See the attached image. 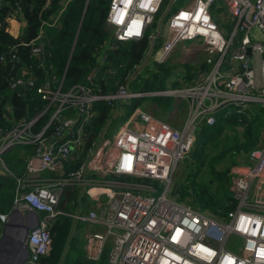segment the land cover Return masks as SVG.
I'll use <instances>...</instances> for the list:
<instances>
[{"label":"built area","instance_id":"2783aa9c","mask_svg":"<svg viewBox=\"0 0 264 264\" xmlns=\"http://www.w3.org/2000/svg\"><path fill=\"white\" fill-rule=\"evenodd\" d=\"M166 1L111 0L106 28L112 50L117 43L148 36L153 53L156 39L162 37L155 54L158 64L166 62L179 45L201 42L207 59L195 76L181 83L182 88L165 78L162 89L147 93L180 98L190 106L189 121L182 129L136 111L141 129L133 127L131 119L111 138H106V127L95 136L94 124L101 115L97 104L104 103L119 115V103L145 95L131 90L136 78L132 74L116 83L114 93L103 94L104 78L97 72L108 55L102 51L88 85L64 87L70 62L62 79L48 63L51 53L43 39L46 27L56 25L49 21L42 19L34 41L0 56V64L11 70L9 89L36 91L44 102L30 120L14 122L7 115L12 126L0 127V170L17 185L13 211L23 217L19 228L33 225L38 217L24 242L28 251L24 264H43L51 255L52 228L65 215L61 201L76 189L103 205L100 212L72 216L97 227L86 235L89 260L100 261L111 244L108 264H264V198L258 195L252 200L250 194L254 182L264 180V143L251 152L247 164L233 167L231 190L237 205L227 215L197 210L170 196L174 175L191 151L199 126H214L217 114L230 107L239 113L253 105L264 109V0H187L176 11L172 7L180 0H172L165 28L156 38L149 31ZM49 5L50 1L45 9ZM5 7L0 0V27ZM20 14L22 9L17 8L7 18L8 33L13 22L26 26ZM118 70L109 68L107 73L113 77ZM8 110L13 114V109ZM44 117L48 121L36 131ZM28 145L34 146V152L24 155L25 173L15 175L3 154ZM149 181L164 189L158 193ZM8 220L0 214L3 226Z\"/></svg>","mask_w":264,"mask_h":264},{"label":"trees","instance_id":"16d2710c","mask_svg":"<svg viewBox=\"0 0 264 264\" xmlns=\"http://www.w3.org/2000/svg\"><path fill=\"white\" fill-rule=\"evenodd\" d=\"M3 1L7 7H5L1 16L0 56L7 54L21 43L28 44L34 41L39 35L41 21L44 19L51 24H56L54 27H46V40L43 42L46 49L51 53L48 63L54 66L55 75L60 79L64 76L69 64V57L84 18L67 71L65 86L88 85L87 79L98 68L97 54L102 51L110 39V34L106 28V19L111 0H71L63 14H60L62 0ZM48 1H50V5L45 9ZM169 2L170 0H167L165 5ZM17 8L22 9L26 26L22 35L14 38L7 32V18L12 16ZM57 15L59 16L56 17ZM150 47L151 40L147 36L140 41L117 43L115 49H110L106 65L98 68L97 77L109 79V75L106 73L109 68H119V70L115 76L110 77L107 86L104 85L106 81L102 82L103 94H109L116 90L114 82H125L133 74L134 68L141 66L145 61ZM29 50L30 48H25L26 52ZM30 62H33V60ZM186 68L188 69V66ZM151 72L154 73V76H157V70L156 73L153 70ZM165 72L171 73V69H167ZM10 74V68L0 64V127L5 129L12 126V118L14 122L24 117L30 120L44 106V102H42L36 91H11L8 85ZM161 74L159 73V75ZM141 80H143V83L135 85L133 90L150 93L163 88L165 77L160 81H158V77V84L151 78ZM145 86L149 87L146 88ZM157 98L162 99L161 97ZM11 107L13 114L8 115L11 118L8 120L6 112ZM97 108L101 115L94 124L93 134L95 136L103 131L112 119L110 107L104 103H99ZM136 108L138 106L135 103L129 111L133 112ZM216 118L217 121L214 126L202 125L196 129L193 147L184 161L187 171L186 177L181 182H176L175 193L179 194L181 202L189 200L190 196L193 200L192 204L198 206L197 208L224 216L237 205L231 190V168L244 164L240 161L248 163V156L260 147V144L264 141V109L259 105H253L250 110L239 113L237 108L230 107L218 113ZM47 121L48 117L42 118L40 124L36 127V131ZM33 149L34 146L32 145L17 146L12 151L3 154V159L11 171L22 175L25 170V163L20 157V153L25 150L28 154ZM71 169L69 168V170ZM223 178L226 179V183L223 182ZM157 184V187L161 190L163 186L161 187L158 182ZM81 196L83 195L80 194V191L78 193L76 190L68 191L63 200L65 198L76 199V203L80 206V201L84 198ZM84 199H87V203L82 205L89 212L94 207V203L90 204L88 197ZM14 200V181L8 175L5 177L0 175V213L3 215L9 214L12 211ZM62 201L60 209L65 211L62 208ZM71 207L78 208L73 205ZM70 217L64 223L58 222L60 217L55 221L52 228V252L43 264H103L104 258L108 259L111 251L110 245L107 246L101 260L98 262L73 252H68L62 262L61 257L65 252L69 239L74 240L77 237V233L71 231L72 222Z\"/></svg>","mask_w":264,"mask_h":264},{"label":"rangeland","instance_id":"374dc122","mask_svg":"<svg viewBox=\"0 0 264 264\" xmlns=\"http://www.w3.org/2000/svg\"><path fill=\"white\" fill-rule=\"evenodd\" d=\"M186 1L187 0H180L177 5H174L172 7V9L174 11L178 10L179 7L185 5ZM171 6H172V0H170V2L163 7V9L160 12V14L156 17L155 22L153 24L154 27L149 31L150 35H155V36L157 35L158 36L159 30L161 31V29L165 28V23H166V21L168 19L166 16L168 15V11L171 8ZM18 18L20 20L24 19L21 14L18 15ZM230 29H231V27H230ZM156 42H157V47H158L164 42V39L162 37L158 36V38L156 39ZM111 47H112V43L109 40L108 44L105 45V47L102 49V52H103L102 54L107 53V55H108V52L110 51ZM147 55H149V53ZM150 59L152 61V64H154L155 63L154 55H152L150 57ZM206 59H207V53L203 49V46L201 45V42H198V41L186 42L185 44L179 45L175 49V51L170 55V57L168 58V60L166 62H164L162 64H158L157 63V66H154V67L157 68V76L156 75L155 76H150V72L146 73V71L144 70V69H146L148 71V68H149L147 63H146V59L141 64V66H136V68H137L136 71L139 74L137 75V73H135L134 76H138V79H139V75H140L141 68H142L141 79H143V78H146V79L147 78H152V80H155L156 81L155 83H157L158 77H159L158 81H160L163 77H165V78H167L170 81L177 82L178 83L177 87L178 88H182L183 86L181 85V83H183L186 79H190L193 76H195L196 72L199 70V67H203V65L205 64ZM159 65H161L162 67L159 66ZM187 66H188V69L186 68ZM167 69H171V73H166L165 70H167ZM134 70H135V68H134ZM159 73H162V74L159 75ZM117 82H118V84L121 83L119 81H117ZM142 83H143V80H142ZM145 87L148 88L149 86H145ZM145 101L146 100H144V99L139 100V107L140 108H145ZM150 102H152V100ZM150 102H147V104L150 103ZM119 105H120V103H119ZM152 106L157 107V109H156L157 119L162 120V121L170 124L174 128L182 129L187 124V122L189 121V118H190V106H188V104L185 101H183L182 99H180V98H162V99L157 98V101L153 100ZM118 108H120V107L117 106L116 109H118ZM126 108H127V106L124 107V109H126ZM10 109H12V107ZM6 113H7V115H12L11 111H9V110ZM115 114L117 115V112L115 110H113L114 119H113V121L111 122L110 125L107 124L108 138L113 137V135L118 131V128H120L122 126L121 125L122 124L121 119L115 117L116 116ZM109 134L110 135L112 134V136H110ZM194 141H195V136H194ZM263 143H264V141L260 144V146ZM33 152H34V149L32 150L31 153H28L27 155H31ZM185 160L186 159H184L179 164V166L177 168V172L174 175V178H173L174 181H173L172 187H171L172 191H171V195L170 196L173 197V198H177L179 201H181V199L179 197V194L175 193L176 192L175 188H176V182L179 183L186 177V172L187 171H186V168H185V162H184ZM232 169L233 168H231V171H232ZM231 171H230V177H231V180H232ZM109 181L113 182V181H115V179L114 178H110ZM223 182L226 183V179L225 178H223ZM148 183L149 184H154L156 187L158 186L157 182L149 181ZM161 187H162V185H161ZM157 189H158V193H160L162 191V188L160 190L157 187ZM163 189H164V187H163ZM76 192L78 193L79 189H76ZM81 197L87 198L86 196H81ZM84 198L81 199L80 206L76 203V201H77L76 199L65 198L62 201L63 202L62 203L63 204L62 208L65 209V211L67 213V214L65 213L64 216H68V217L62 216V217L59 218L58 222L64 223V222L67 221V218H69L71 216L70 217L71 222H72L71 231L77 233V235H76L77 237L74 240L69 239V241L67 243V246L65 247V252L62 254V257H61L62 262L64 261L65 255H67L68 252H73V253L77 252L78 247H79V245L81 243V239H82V236L80 235L79 231L82 230V229L85 230V229L88 228L87 224H82L81 222L76 221L75 219L72 218V215H71V214L76 213L78 211V208H81L83 212L86 211V207L84 205H82V204H86L87 203V199H84ZM88 201L91 202L90 199ZM184 201H185L184 203H187V204L191 205L192 207L196 208L197 210L200 209V208H197L198 206H196V205L194 206V204H192V202H193L192 197L189 196V200H184ZM72 205L74 207H76V206L77 207L79 206V207L78 208H73V207H71ZM94 207H95V211L96 212H100L101 209L103 208V205L96 202V203H94ZM200 210H202V209H200ZM202 211H209V210H202ZM93 231H94V229L93 230H89L88 234L93 232ZM86 242L87 241H86V236H85V252L88 251V250H86V248H87L86 247ZM109 245L112 247L111 244H109ZM78 253L80 255H82L83 252L82 251L81 252L78 251ZM104 262L105 263L107 262V258H104Z\"/></svg>","mask_w":264,"mask_h":264},{"label":"crops","instance_id":"0c3cea01","mask_svg":"<svg viewBox=\"0 0 264 264\" xmlns=\"http://www.w3.org/2000/svg\"><path fill=\"white\" fill-rule=\"evenodd\" d=\"M68 1V2H67ZM71 2V0H62V2H61V6H62V9H66V7L68 6V4ZM61 9V10H62ZM61 12V11H60ZM64 12V11H63ZM63 14V13H62ZM166 17H168V15L166 16ZM25 28V26L22 24V25H20V23H16V22H13L12 23V27H11V36H13L14 38L15 37H20L21 35H22V32H23V29ZM111 37V36H110ZM109 37V38H110ZM156 38H157V35H156ZM46 40V37L43 39V41H45ZM44 43V42H43ZM156 51H157V42H156V48H155V50H153V53H152V50H151V47H150V50H149V55H147V58H146V63H147V65H148V71L150 72V76H154V73H152L151 71L153 70L155 73H156V70H157V68L156 67H154L155 66V64H157V62L155 61V63L154 64H152V61H151V59H150V57L152 56V55H154V60H155V54H156ZM152 53V54H151ZM73 56V55H72ZM166 64V63H165ZM145 66V65H144ZM136 68V67H135ZM153 68V69H152ZM109 70V69H108ZM107 70V71H108ZM145 71H146V73H148V71L146 70V69H144ZM107 71H106V73H107ZM198 72V71H197ZM135 73H137V75L139 74L137 71L135 72ZM135 73H133L132 75L134 76L135 75ZM141 73H142V68H141V72H140V75H139V79H141ZM95 74H96V72H94L93 71V73L91 74V77H94L95 76ZM107 75H108V73H107ZM136 78H134V80L131 82V84H130V88H131V90L132 91H134V92H140L139 90L138 91H135V90H133V87L135 86V85H137V84H140V83H142L140 80H138V82H137V79H138V76H135ZM144 79H146V78H144ZM148 79V78H147ZM152 79V78H151ZM106 81V82H105ZM144 81H146V80H144ZM102 82H105L104 83V85L105 86H107L108 85V83L110 82V76H109V79H107V78H105L104 77V80L102 81ZM116 83H117V85H118V82H114V86L116 87V90H117V86H116ZM123 83V82H122ZM119 84H121V83H119ZM100 86H102V84H101V82H100ZM64 87H66V86H64ZM115 90V91H116ZM114 91V92H115ZM114 92H111V93H114ZM110 94V93H109ZM144 97L143 98H140V99H135L134 101L133 100H129V101H124V102H122V103H120V105L118 106V107H120L119 109H118V112H120V114L119 115H116L115 117H117V118H120L121 119V122H122V126L124 125V124H126L127 122H129L131 119L133 120L132 121V126L133 127H135L136 129H141L142 128V124H141V122H140V118H139V116L137 115L138 113L136 112V111H146V112H148V113H150V114H152L156 119H157V116H156V109H157V107H155V106H152V103H153V100L154 101H157V97H154V96H148L147 95V93H144ZM142 99H144V100H146L145 101V108H140L139 107V100H142ZM152 100V102H150ZM132 101V102H131ZM147 102H150V103H148L147 104ZM137 104V106H138V108H136L133 112H130L129 111V109H130V107L131 106H133L134 104ZM129 105V106H128ZM127 106V108L126 109H124V107H126ZM147 106V107H146ZM110 110H111V108H110ZM114 115H113V110H111V121H113V119H114V117H113ZM111 121L108 123L109 125L111 124ZM162 121V120H161ZM106 128H107V126H106ZM178 129V128H177ZM107 130H108V128H107ZM110 135V134H109ZM111 136V135H110ZM106 138H108V135L106 136ZM12 151V150H11ZM22 153H20V157L24 160V163H25V169H26V162H25V156H27V153H26V151L25 150H23V151H21ZM25 155V156H24ZM240 163H247L246 161H243V162H241L240 161ZM8 166V165H7ZM10 169V168H9ZM4 172V171H3ZM12 173L13 174H15V175H18V174H16V173H14L13 171H12ZM25 173V170H24V172H23V174ZM22 174V175H23ZM0 175L1 176H10L9 174H6L5 173V175H3L2 173H1V171H0ZM18 176H21V175H18ZM10 178L14 181V179L10 176ZM14 185H15V194H16V189H17V185L15 184V181H14ZM250 194H251V199L252 200H254V198L256 197V196H258V195H260L262 198H264V180H257V181H255L254 182V184H253V186H252V188H251V191H250ZM90 199V198H89ZM91 200V199H90ZM15 201V200H14ZM93 203H95L93 200H91V203L90 204H93ZM13 207H14V204H13ZM13 207H12V211L9 213V214H6L7 216H9L12 212H13ZM95 207H93L91 210H95L94 209ZM88 211L86 210V211H82V209L81 208H78V211L76 212V214H79V213H87ZM1 214V213H0ZM75 214V215H76ZM82 224H85V223H82ZM88 225V228L87 229H82V230H80L79 232H80V235L82 236V239H81V243H80V245H79V247H78V250H77V252H76V254L78 253V251H82L83 253H82V255L81 256H84L85 258H87V252H85V236L87 235V233H88V231L89 230H95V229H97V227L96 226H90L89 224H87ZM0 230L2 231V233H3V231H4V226H3V224L1 223V221H0ZM1 237L2 236H0V241H1ZM103 264H108V261L105 263H103Z\"/></svg>","mask_w":264,"mask_h":264},{"label":"water","instance_id":"95a60500","mask_svg":"<svg viewBox=\"0 0 264 264\" xmlns=\"http://www.w3.org/2000/svg\"><path fill=\"white\" fill-rule=\"evenodd\" d=\"M86 10H85V13H86ZM83 20H82V23H83ZM82 23L79 27V31L77 33V36H76V39H75V42L72 48L69 62H71V58H72V55L74 53V50L77 44V40H78V36H79ZM1 173L5 175V172L1 171ZM26 219L27 218H25V220ZM18 221L22 222L23 217L21 216L20 213L13 211L9 215V220L7 224L4 225V231H3L1 241H0V264H24V262L26 261L28 257V251H27V248L24 242L26 240V237L30 229L34 225H36L38 221V217L35 216V222L33 225H26V228L24 229L21 235L20 233L17 234V232L20 230L19 228L20 224L18 223ZM20 238H24L25 240L23 239L24 241L22 242L20 241Z\"/></svg>","mask_w":264,"mask_h":264},{"label":"bare ground","instance_id":"6f19581e","mask_svg":"<svg viewBox=\"0 0 264 264\" xmlns=\"http://www.w3.org/2000/svg\"><path fill=\"white\" fill-rule=\"evenodd\" d=\"M25 228H26V226H22V227L20 228V230L17 232V234L20 233V235H21V234L23 233V231H24ZM23 239H24V238H20V241L23 242V241L25 240V239H24V240H23Z\"/></svg>","mask_w":264,"mask_h":264},{"label":"clouds","instance_id":"9594fccd","mask_svg":"<svg viewBox=\"0 0 264 264\" xmlns=\"http://www.w3.org/2000/svg\"><path fill=\"white\" fill-rule=\"evenodd\" d=\"M15 149V148H14Z\"/></svg>","mask_w":264,"mask_h":264}]
</instances>
